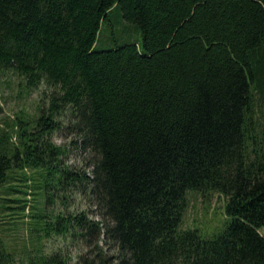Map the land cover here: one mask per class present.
<instances>
[{"label":"trees","instance_id":"16d2710c","mask_svg":"<svg viewBox=\"0 0 264 264\" xmlns=\"http://www.w3.org/2000/svg\"><path fill=\"white\" fill-rule=\"evenodd\" d=\"M115 8L143 42L97 50ZM0 69L48 88L37 117L0 125V187L21 171L30 191L9 192L33 194L28 169L85 186L100 220L41 229L78 243L75 264H264V0H0ZM63 129L91 176L65 165ZM190 190L225 198L213 238L183 227ZM0 264H17L1 228Z\"/></svg>","mask_w":264,"mask_h":264},{"label":"rangeland","instance_id":"374dc122","mask_svg":"<svg viewBox=\"0 0 264 264\" xmlns=\"http://www.w3.org/2000/svg\"><path fill=\"white\" fill-rule=\"evenodd\" d=\"M142 42L143 35L138 26L126 22L121 9L115 8L108 14V18L102 25L96 47L97 50H107L128 43L142 44ZM47 89L45 85L37 89H29L23 77L12 71L0 69V125H12L17 117L23 115L28 118L37 117L40 114L43 91ZM47 104L48 101L41 105L46 107ZM52 139L56 145L64 146L68 151L64 159L66 166H70L73 172H81V169H84L91 176L92 168L86 167V161L90 156L75 147L72 133L67 129L56 131ZM42 173L31 169L26 171L27 178L31 180L28 184L33 185V188L31 187L33 194L25 196L21 193L9 192L8 189L11 186L30 191L23 187L25 182L22 180L21 171L14 175L16 179L0 187L2 238L6 247L14 254L17 264H30L31 260L40 253L51 255L57 251L71 256V264H75L77 255L81 252L78 243L70 235L62 236L54 233L50 237L44 235L45 232L41 230L44 221L51 223L59 215L68 217L81 212H87L92 219L100 220L101 217L96 212L95 204L88 201V195L82 193L81 190L85 189V186L80 184L76 186L73 183L59 191L57 176L48 174L47 171H44L41 176ZM189 192L183 227H197L202 236L213 238L226 226L228 217L225 212V198L214 192L205 195L192 190ZM9 198L28 201L16 203L8 201ZM29 201H31V208L25 211L4 209L6 206H23ZM41 215H46L47 218L45 220L39 218ZM43 229L46 230V227ZM260 231L264 236V227Z\"/></svg>","mask_w":264,"mask_h":264}]
</instances>
